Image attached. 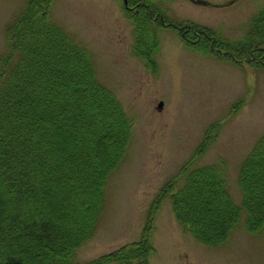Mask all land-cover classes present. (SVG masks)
<instances>
[{"label": "trees", "instance_id": "16d2710c", "mask_svg": "<svg viewBox=\"0 0 264 264\" xmlns=\"http://www.w3.org/2000/svg\"><path fill=\"white\" fill-rule=\"evenodd\" d=\"M53 1L28 0L8 29L16 60L0 64V264H80L77 248L95 234L105 181L129 141L131 122L123 105L98 79L88 48L53 21ZM133 5L135 53L152 58L154 29L174 23L151 0ZM247 28L246 39H226L224 47L244 55L248 50L254 63L261 56L262 65L264 9ZM183 32L191 48L230 56V49L208 46L210 38L215 46L221 41L211 29L200 34L202 43ZM221 169L185 166L173 196L177 220L207 247L226 243L242 223L250 232L264 233V134L241 163L240 202L226 188ZM167 191L152 206L158 207ZM150 219L139 240L86 264H150L156 251Z\"/></svg>", "mask_w": 264, "mask_h": 264}, {"label": "rangeland", "instance_id": "374dc122", "mask_svg": "<svg viewBox=\"0 0 264 264\" xmlns=\"http://www.w3.org/2000/svg\"><path fill=\"white\" fill-rule=\"evenodd\" d=\"M134 1L54 0L49 8L53 21L88 48L98 79L131 122L124 156L105 181L95 234L77 248L76 260L86 264L139 240L151 217L156 251L150 264H264V233L242 223L226 243L207 247L173 209L176 185L183 183L180 171L191 165H220L226 188L240 202L241 163L264 134L263 58L254 63L248 50L244 55L233 47L230 56L204 54L188 46L181 32L202 43L200 34L211 29L221 41L215 46L210 38L208 46L228 50L224 41L247 38L264 0H151L176 26H156V51L147 59L134 50L138 35L129 17ZM26 4L0 0V64L16 60L8 29ZM167 188L159 206H152ZM255 192L263 198L259 185Z\"/></svg>", "mask_w": 264, "mask_h": 264}, {"label": "water", "instance_id": "95a60500", "mask_svg": "<svg viewBox=\"0 0 264 264\" xmlns=\"http://www.w3.org/2000/svg\"><path fill=\"white\" fill-rule=\"evenodd\" d=\"M162 104V102L160 103V105Z\"/></svg>", "mask_w": 264, "mask_h": 264}]
</instances>
